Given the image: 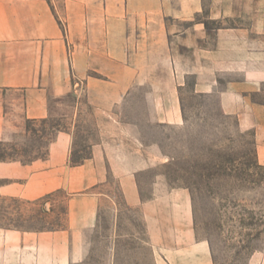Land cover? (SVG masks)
Returning <instances> with one entry per match:
<instances>
[{"label":"crops","instance_id":"crops-1","mask_svg":"<svg viewBox=\"0 0 264 264\" xmlns=\"http://www.w3.org/2000/svg\"><path fill=\"white\" fill-rule=\"evenodd\" d=\"M93 14L101 17L91 20ZM92 21L103 27L106 42L122 41V56L134 40L137 57L151 58L147 68H171L167 96L160 80H145V66L94 48ZM208 21L223 25L211 28ZM89 69L123 91L150 83L154 119L162 123L184 120L186 87L215 99L221 115L252 136L257 164L264 167V0H0V142L12 141L28 120L67 115L64 100L78 92ZM73 128L57 132L45 160L0 161L1 195L27 201L67 196L65 228L0 234V264L77 261L83 236L97 225L106 202L118 204L111 179L125 205L141 209L155 248L210 264L206 244L195 241L190 193L141 194L155 144L145 145L126 129L120 135L106 130L90 156L74 165Z\"/></svg>","mask_w":264,"mask_h":264},{"label":"rangeland","instance_id":"rangeland-1","mask_svg":"<svg viewBox=\"0 0 264 264\" xmlns=\"http://www.w3.org/2000/svg\"><path fill=\"white\" fill-rule=\"evenodd\" d=\"M206 15L207 11L201 17ZM99 17L93 14L91 20ZM208 24L211 28L223 25L218 21ZM89 29L94 48L112 50L119 60L145 66V80L156 84L160 80L167 96L171 68L164 63L161 68H147L151 58L137 57L134 40L126 42L129 49L122 56L121 40L106 42L103 27L96 21ZM78 81V92L64 100L67 115L28 120L23 132L0 143V161L45 160L57 132L69 126L75 132L71 161H81L90 156L92 145L106 130L118 135L121 129L129 130L131 137L157 146L156 157L140 179L143 198L188 191L195 241L206 244L210 264H264V167L257 164L252 136L222 116L215 99L195 95L186 87L182 90L184 120L162 123L154 119L157 108L150 97V83L144 90L130 86L123 91L94 69ZM110 181L118 204L110 207L106 202L97 225L84 234L72 264H166L164 256L169 264H205L203 259L174 257L169 248H155L141 209L125 205L115 179ZM66 197L58 192L27 201L0 194V234L65 228Z\"/></svg>","mask_w":264,"mask_h":264},{"label":"trees","instance_id":"trees-1","mask_svg":"<svg viewBox=\"0 0 264 264\" xmlns=\"http://www.w3.org/2000/svg\"><path fill=\"white\" fill-rule=\"evenodd\" d=\"M0 143H1V142H0ZM83 160H84V159H83ZM83 160H81V161H75V162H74V161H71V163L74 164V165H76V164L81 163Z\"/></svg>","mask_w":264,"mask_h":264}]
</instances>
